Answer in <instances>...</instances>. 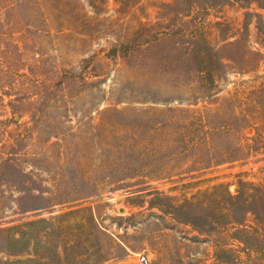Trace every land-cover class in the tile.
I'll return each mask as SVG.
<instances>
[{
  "label": "rangeland",
  "instance_id": "obj_1",
  "mask_svg": "<svg viewBox=\"0 0 264 264\" xmlns=\"http://www.w3.org/2000/svg\"><path fill=\"white\" fill-rule=\"evenodd\" d=\"M262 182L264 0H0V264H264Z\"/></svg>",
  "mask_w": 264,
  "mask_h": 264
},
{
  "label": "trees",
  "instance_id": "obj_2",
  "mask_svg": "<svg viewBox=\"0 0 264 264\" xmlns=\"http://www.w3.org/2000/svg\"><path fill=\"white\" fill-rule=\"evenodd\" d=\"M241 184H242V182H241ZM250 185L251 186V190L252 191H255V194L254 195H256L257 193H256V190L257 189H264V182H262V183H257L256 185H253V183H244L243 185ZM260 193V192H259ZM253 196V194L252 195H248L247 197H248V200L251 198Z\"/></svg>",
  "mask_w": 264,
  "mask_h": 264
},
{
  "label": "built area",
  "instance_id": "obj_3",
  "mask_svg": "<svg viewBox=\"0 0 264 264\" xmlns=\"http://www.w3.org/2000/svg\"><path fill=\"white\" fill-rule=\"evenodd\" d=\"M139 262H140L141 264H147V263H148V258H147L145 255H141V256L139 257Z\"/></svg>",
  "mask_w": 264,
  "mask_h": 264
}]
</instances>
